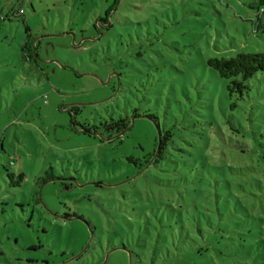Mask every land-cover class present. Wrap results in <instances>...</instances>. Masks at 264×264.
<instances>
[{
    "label": "rangeland",
    "instance_id": "1",
    "mask_svg": "<svg viewBox=\"0 0 264 264\" xmlns=\"http://www.w3.org/2000/svg\"><path fill=\"white\" fill-rule=\"evenodd\" d=\"M259 1L0 0V264H264Z\"/></svg>",
    "mask_w": 264,
    "mask_h": 264
},
{
    "label": "trees",
    "instance_id": "2",
    "mask_svg": "<svg viewBox=\"0 0 264 264\" xmlns=\"http://www.w3.org/2000/svg\"><path fill=\"white\" fill-rule=\"evenodd\" d=\"M256 9L257 21L254 22V33H257L261 29L260 19L264 18V2L259 1ZM18 14H16L17 16ZM264 30V27H262ZM24 50H28V44L24 46ZM207 66L210 70L214 71L220 79L230 80L227 89L230 94L239 93L242 95V90L245 88L244 83L251 80L255 74L264 72V54L262 53H248L239 54L233 58H212L207 61ZM78 108H73L74 113H78ZM105 123V122H104ZM100 127H93V130L86 128V126H78V124L72 120V127L74 130L79 129L82 133L97 135L98 129H102L105 132L108 140L112 137H120L128 131L130 128V121L127 119H119L117 121H110V123L100 124ZM170 135H164L159 138L158 144L154 155L156 156L152 164L158 165L159 161L162 160L167 147V139ZM130 164L136 163L132 158H128ZM149 162V161H148Z\"/></svg>",
    "mask_w": 264,
    "mask_h": 264
},
{
    "label": "flooded vegetation",
    "instance_id": "3",
    "mask_svg": "<svg viewBox=\"0 0 264 264\" xmlns=\"http://www.w3.org/2000/svg\"><path fill=\"white\" fill-rule=\"evenodd\" d=\"M72 111H73V109H72Z\"/></svg>",
    "mask_w": 264,
    "mask_h": 264
}]
</instances>
